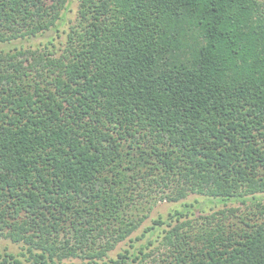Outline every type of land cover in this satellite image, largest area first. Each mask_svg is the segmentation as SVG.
Wrapping results in <instances>:
<instances>
[{"label": "trees", "instance_id": "trees-1", "mask_svg": "<svg viewBox=\"0 0 264 264\" xmlns=\"http://www.w3.org/2000/svg\"><path fill=\"white\" fill-rule=\"evenodd\" d=\"M68 2L0 0V264H264V1Z\"/></svg>", "mask_w": 264, "mask_h": 264}, {"label": "rangeland", "instance_id": "rangeland-1", "mask_svg": "<svg viewBox=\"0 0 264 264\" xmlns=\"http://www.w3.org/2000/svg\"><path fill=\"white\" fill-rule=\"evenodd\" d=\"M264 1V0H263ZM77 6H78V0H69L68 2V7L64 10V15L61 19V21H64V24L62 25H59V36H56V39H55V43H56V46L59 47L60 43L59 41L62 40V42L64 41V38H65V32H62L63 29L67 30L69 25L71 23L74 22V19H75V16H76V11H77ZM52 35L54 36L55 35V32L54 31H49L47 33H45V35L42 36H38V37H35V38H30L28 40L26 39H23V40H17V41H14L13 44H21L23 46H39V43L42 42V43H46L47 42V38H49V36ZM9 43V42H7ZM7 43H0V48L3 47V48H6L7 47ZM2 44V45H1ZM13 44H10V45H13ZM12 47V46H10ZM191 198V197H190ZM171 206V204L169 202H165V201H158L156 204H154V206L151 208L150 212H149V216L143 221L142 225L140 226L139 229H137L135 232H133L131 234V237H134L136 235L137 232L140 231V229L144 226H147L148 224H151V220L153 218H156L159 214H161L162 216H165L166 215V212L168 211L169 207ZM62 234H60L61 236ZM142 240H137L134 242V244L136 246H138V244L141 242ZM130 243H131V240L128 238L120 243H118L116 245V247L110 251V255L111 256H114L116 255V253L118 251H121L123 250L124 248H130L132 249L133 247L130 246ZM8 246V249L12 250V251H17L18 250V246L17 244L15 243H12L10 240L8 239H4V238H1L0 239V247H3V246Z\"/></svg>", "mask_w": 264, "mask_h": 264}]
</instances>
